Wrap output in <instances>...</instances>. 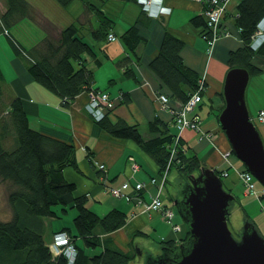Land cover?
Instances as JSON below:
<instances>
[{
    "label": "crops",
    "instance_id": "0c3cea01",
    "mask_svg": "<svg viewBox=\"0 0 264 264\" xmlns=\"http://www.w3.org/2000/svg\"><path fill=\"white\" fill-rule=\"evenodd\" d=\"M0 1L5 10L3 0ZM240 1L231 0L227 4L222 21L226 33L216 39L212 52L209 53L208 41L203 38L207 28L205 24L196 25L193 21V17L200 16L205 8L204 4L197 0H167L173 10L170 15L160 19L144 15L142 21L137 24L143 40L135 50L126 46L121 35L129 26L136 24L142 14L141 6L136 0H73L64 7L56 0H28L59 29L70 24L78 26L79 36L91 46L92 52L82 53L81 60L93 71L94 86L105 89L116 99L115 108L107 116L108 123L112 125L124 122L128 125H136L145 139H152L161 134V125L152 124L156 119L167 124L168 133L173 136L178 131L172 126V113L167 108L163 109L156 97V92L162 90L170 94L171 104L174 106L181 100L170 93L169 87L151 69L150 61L158 55L166 33L184 40L185 45L181 52L184 63L188 68L196 71L199 78L205 75L207 84L202 91V101L192 113V115L199 114L202 118L201 127L197 130L184 129L180 135L181 144L188 154L196 155L205 166L219 171L227 170L229 175L223 178H229V170L231 167L234 169L227 189L235 195L237 198L235 201L239 203V207L243 208L253 202L241 204L239 195L234 192V186L241 182L244 187L239 173L245 165L243 162L238 164L239 159L231 152L232 146L219 121V110L224 103L226 104L223 87L230 69L229 54L232 50H237L244 45L241 28L237 24ZM88 4L98 6L110 17L112 26L109 31L115 32L116 40H109L107 37L94 38L92 31L97 29L100 22L97 14L88 9ZM58 13L61 15H57ZM29 25L30 29L27 28ZM12 27L15 30V34H12L22 45L27 42L30 47H33L47 36L45 29L30 18L21 19ZM26 30L30 39L26 36ZM33 31L36 34L32 37ZM3 35L5 34H0V50L5 52L7 59L3 58V64L0 58V67L3 70L4 80L8 89L12 90V95H18L25 101L31 126L75 145L77 168L69 165L63 170L66 179L77 184L74 194L88 195L87 204L99 215L104 216L115 207L128 214L124 227L114 232H105L101 227H97L95 234L103 240L112 239L115 245L120 246L125 252L134 250L136 256L134 264L139 263L141 257L145 258L146 254L152 252L150 247L149 250L141 243L143 242L141 239L133 243L129 242V237L140 231L155 236V239L153 237L152 239L157 243L172 239L174 243L179 244L189 234L188 225L181 216L176 214L174 218L175 222L181 224V230L174 232L172 228H166L167 224H170L159 212H147L142 205L128 202L124 198H114L101 184L100 172L93 164V159L106 164L107 182L111 186L122 185L126 178H130L132 182H147L144 195L146 199H150L156 193L150 179L160 173L157 160L135 141L114 137L102 125L91 119L85 108L89 99L86 91L79 93L68 106H63V100L58 95L48 88L45 89L31 77L25 60L10 49ZM123 59L127 60L126 65H119L118 63ZM254 64L262 70L255 74L250 73L245 98L248 112L251 117L256 118L259 110L264 109V45L256 51ZM127 70H132L133 75L127 74ZM255 124L264 143V123L255 122ZM224 152H231V156L227 159L223 156ZM130 155L139 164V169L135 172L131 170L128 160ZM176 174L177 172H171L169 180ZM243 195L249 196L244 188L241 196ZM163 199L169 205L165 195ZM57 212L58 218L46 220L45 238L48 245L53 241L54 231L64 226H71L75 209H69L63 213L61 208L57 207ZM161 224L165 225L162 231L167 229V232L158 234ZM130 244L133 249L130 248ZM162 245L164 244L160 243V246ZM88 251L92 254L97 250L88 249ZM138 251H141L140 256Z\"/></svg>",
    "mask_w": 264,
    "mask_h": 264
},
{
    "label": "trees",
    "instance_id": "16d2710c",
    "mask_svg": "<svg viewBox=\"0 0 264 264\" xmlns=\"http://www.w3.org/2000/svg\"><path fill=\"white\" fill-rule=\"evenodd\" d=\"M56 1L64 7L73 0ZM3 2L5 10L0 6V34H5L11 47H14L16 55L25 60L31 77L45 89L48 88L58 95L64 101L63 106H68L79 93L89 91L95 84L93 71L83 64L81 54L92 51L90 44L79 36L78 26L70 24L59 29L28 0H3ZM238 5L237 24L241 28L244 45L230 52L228 64L230 68L241 66L249 69L252 74L259 73L262 69L254 64L256 51L249 44L257 30V23L264 17V0H241ZM87 7L97 14L100 22L97 29L92 31L94 38H106L112 26L110 17L98 6L88 4ZM144 15L146 16L142 10L137 23L129 26L121 35L122 41L131 50H135L143 40L137 24L142 21ZM24 18L33 19L45 29L47 35L30 48L22 45L10 32V28ZM193 18L196 25L206 26L205 17ZM184 45V40L166 33L158 55L150 61L151 69L169 87L170 93L181 102H186L199 85L198 73L188 68L182 59L181 52ZM126 63L127 60L123 59L118 64L124 66ZM127 74L133 75L132 70H127ZM12 94L0 67V181L8 186L6 200L10 208L5 218L0 217V264H68L66 255L54 254L50 249L53 241L48 245L45 238L46 220L59 217L57 207H60L63 213L75 209L71 226H64L53 232L54 236L56 232L65 230L71 237L77 250L74 264H134L136 259L134 250L125 252L120 246H116L112 239L103 240L95 234L97 227H101L105 232H114L124 227L128 214L115 207L104 216L99 215L87 204L88 195L74 194L77 184L68 181L63 170L69 165L77 168L75 145L60 137L34 129L28 119L25 101L20 96ZM224 107L225 103L219 113ZM107 116L101 121L90 117L114 137L135 141L157 160L160 173L151 177L158 181L152 185L157 190L158 185L163 183L160 198L164 208H172L177 216H181L177 207L168 205L163 199L164 189L170 181V172L176 171L177 176L184 182H181L177 193L172 196L173 201L183 184L197 175L205 164L196 155L187 153L186 148L181 144V139L173 147L175 135L168 133L169 126L159 119L152 124L161 125V134L152 139H145L136 125H128L124 122L111 125L107 121ZM174 148L177 154L175 153V157L173 155L174 159L167 165L168 155L173 154ZM93 164L100 172L101 184L114 198H124L143 207V204L137 202V198L144 203L150 200L144 195L146 188L136 189L132 195L134 198L131 199L114 196L111 190L118 185L108 184L106 164L104 163L103 169L97 167L94 159ZM216 171L221 177L223 170ZM125 181H130L132 185L136 183L130 178H126ZM263 196L264 194L260 196L261 202ZM164 219L172 224V229L174 224H179L175 220ZM244 219L253 221L247 212ZM253 223L256 224L254 221ZM189 236L190 232L183 240H187ZM161 243L169 247L176 245L172 239L161 240ZM88 249L97 251L91 254Z\"/></svg>",
    "mask_w": 264,
    "mask_h": 264
},
{
    "label": "water",
    "instance_id": "95a60500",
    "mask_svg": "<svg viewBox=\"0 0 264 264\" xmlns=\"http://www.w3.org/2000/svg\"><path fill=\"white\" fill-rule=\"evenodd\" d=\"M249 77L245 67L229 69L219 121L234 155L264 186V143L245 98ZM235 200L216 169L203 166L173 198L188 225L189 238L175 246L162 245L160 253L149 252L145 264H264V235L258 226L245 219L239 236L229 227L227 218Z\"/></svg>",
    "mask_w": 264,
    "mask_h": 264
},
{
    "label": "built area",
    "instance_id": "2783aa9c",
    "mask_svg": "<svg viewBox=\"0 0 264 264\" xmlns=\"http://www.w3.org/2000/svg\"><path fill=\"white\" fill-rule=\"evenodd\" d=\"M204 4V9L200 13V16L205 17L206 19V28L207 31L204 33L203 38L208 41V51L212 52V47L215 44L216 39L218 37L225 35L226 29L222 25L223 15L225 10L227 9V4L231 0H197ZM137 3L140 4L141 9L145 12L147 17L160 19V17L168 16L171 14L173 8L168 5L167 0H136ZM107 39L116 40L117 35L113 31H109L107 35ZM264 45V17L257 23V30L252 35V40L249 44L250 47L254 51H258ZM199 85L196 90H194L186 102H179L176 106L171 104V96L167 92H163L162 90H158L156 92V97L160 101L163 109L167 108L173 115L172 126L177 128V133L175 135V147L178 141L181 138V132L184 129L191 128L194 130L200 129L202 118L199 114L192 113L196 110L197 106L202 101V91L204 90L206 84V77L202 75L199 80ZM88 94V102L85 105V108L89 115L95 119L96 121H101L106 117L111 111L115 108L116 99L111 96V94L102 89L101 87H96L94 85L91 86ZM64 102V101H63ZM253 122L264 123V109L259 110L257 117H251ZM172 152H174L172 150ZM231 152H233L231 150ZM231 152H227L229 155ZM130 159H133L132 157ZM98 168L103 169L105 167L104 163H100L95 161ZM134 170L138 168L135 163L132 166ZM229 172L227 170L221 171V177H227ZM243 185L245 187V192L248 195L260 196L264 194V192H259L257 187L255 186V176L246 168L243 167L239 173ZM152 183H157L155 178L150 179ZM147 182L144 181H136L134 185L131 184L130 181H125L121 186L112 188L111 192L114 196L118 197H127L128 199L134 198L132 195L134 191L143 189L147 187ZM163 184V183H162ZM158 185L155 195H153L147 203L142 202L139 198H137V202L143 204L145 210L148 211H156L161 212L163 217L169 220H174L176 216V212L172 208H164L163 201L160 198L161 194V186ZM131 190V192H130ZM262 210H264V202H261ZM174 230L180 231L181 225L174 224ZM53 242L50 244V249L54 254H65L67 259L69 260L68 264L75 263V256L77 250L75 245L72 242L71 237L67 234L65 230L58 231L53 236Z\"/></svg>",
    "mask_w": 264,
    "mask_h": 264
},
{
    "label": "rangeland",
    "instance_id": "374dc122",
    "mask_svg": "<svg viewBox=\"0 0 264 264\" xmlns=\"http://www.w3.org/2000/svg\"><path fill=\"white\" fill-rule=\"evenodd\" d=\"M0 6L2 7L1 1H0ZM3 8L4 7H2V9ZM57 15L60 16L61 14L58 13ZM27 28L30 29V25L27 26ZM34 28H35V26H34ZM10 29L12 30V33L15 34L14 33L15 30L13 29V27H11ZM35 29H37V28H35ZM28 34L29 33L27 31L26 32V36H27L28 39H30V36ZM35 34H36V32L33 31L31 36L33 37V35H35ZM2 37L4 39H6L10 49L14 51V47H11V45H10V43L8 41V38L5 35H3ZM24 44L27 47H30L27 42H24ZM1 52H2V50H0V58H1V61L3 62V64H4L3 58L4 59H7V58H6L5 52L4 51L2 53ZM202 96H203V93H202ZM103 125H105V123ZM173 151L174 152H173L172 155L171 154L168 155L169 160L167 162V165L169 163H171L172 159H174L173 155L175 157L176 154H177L175 148L173 149ZM223 156L227 157V159H228L231 156V153L228 155L227 152H224ZM131 157L133 159H130ZM128 160H129V163H130L131 167L134 166L135 163L137 164V166H139V164L137 163L136 159L134 160V157L132 155H130L128 157ZM238 164H241L240 160H238ZM137 169H139V167ZM137 169L134 170L133 168H131V170H133V172L137 171ZM159 169H160V165H159ZM229 171H230V177L229 178H223L224 187L226 189L228 187L229 180L232 178V175L234 174V169L232 167H231V169ZM171 172L173 173V172H176V171H174V170L172 171L171 170ZM121 177H122V175H121ZM181 182H183L182 179H180L179 176H177V174H176V175H174V177L172 176L171 180L169 181L168 186L165 187V189H164L165 190V192H164L165 198L168 201V203L170 205H172L173 207H176V206L174 204V201H172V196L177 193V191H178L177 188L180 186ZM255 182H256V186H257L258 191L259 192H264V186L260 183V181L257 178H255ZM150 183L151 184H156V183H152L151 180H150ZM177 184H179V185H177ZM234 187H235L234 188V192L239 195L238 197L240 199V203L241 204H244V203H246L248 201L253 202V204L247 205V206H245L243 208H240L239 207V203H237V201H233V203L231 205V211H230V214L228 216V220H229L228 223H229L230 229L233 231V233L235 235H239L240 232H241V229L244 226V223H245V219L244 218H245V214L247 212L248 215L250 216V218L253 219L254 222L256 221L255 223L257 224L258 228L262 231V233L264 235V210H262V207H261V204H260V202H261L260 198L255 196V195L254 196L249 195V196H246V197H244V195L241 196V194L243 192V188L245 189V187H242V183L241 182L237 183L236 186H234ZM7 192H8V186L6 185V183H3V182L0 181V217H2V218H5L7 213H9V211H10L9 206H7V200H6V198H7L6 197V193ZM167 197H168V199H167ZM262 201L264 202V198H263ZM167 223H169V222H167ZM169 224L170 225L167 224L166 228H169V227L172 228V224L171 223H169ZM179 225H181V224H179ZM162 229H165V225H163V224H161V226L159 227L158 234L161 233V232L162 233L163 232H167V229L165 231H162ZM172 230L174 231V227H173ZM175 232H179V231H175ZM187 236L184 237V238H187ZM152 237L153 236H151V234H145V233L139 232L138 234H134V236L129 237V242L133 243V241H135L137 239H141L143 242H141V241L140 242L143 245H146L148 249L150 247L151 251L154 254L160 253V251H161V246H160L161 241L159 243H157V242L154 241V239H155L154 237L155 236L153 237L154 239H152ZM139 245H141V244H139ZM143 245H141V246H143ZM130 248H132V245L130 246ZM130 252H132V250ZM145 256L147 258V254ZM144 259H145L144 256L141 257V260H140L141 262L139 261V263H137V264H145Z\"/></svg>",
    "mask_w": 264,
    "mask_h": 264
}]
</instances>
